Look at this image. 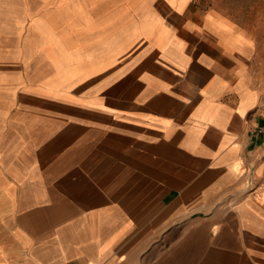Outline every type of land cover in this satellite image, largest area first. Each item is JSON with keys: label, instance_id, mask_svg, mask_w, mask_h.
<instances>
[{"label": "crops", "instance_id": "1", "mask_svg": "<svg viewBox=\"0 0 264 264\" xmlns=\"http://www.w3.org/2000/svg\"><path fill=\"white\" fill-rule=\"evenodd\" d=\"M260 124L220 11L0 0V264H264Z\"/></svg>", "mask_w": 264, "mask_h": 264}, {"label": "rangeland", "instance_id": "2", "mask_svg": "<svg viewBox=\"0 0 264 264\" xmlns=\"http://www.w3.org/2000/svg\"><path fill=\"white\" fill-rule=\"evenodd\" d=\"M203 9H214L229 16L252 36L264 51V0H195Z\"/></svg>", "mask_w": 264, "mask_h": 264}, {"label": "built area", "instance_id": "3", "mask_svg": "<svg viewBox=\"0 0 264 264\" xmlns=\"http://www.w3.org/2000/svg\"><path fill=\"white\" fill-rule=\"evenodd\" d=\"M252 135L256 139L259 138V137L264 138V124L257 125L254 128ZM246 181H247V184H248L249 188H252L253 181H254L253 169L250 170V175H249V177L247 178Z\"/></svg>", "mask_w": 264, "mask_h": 264}, {"label": "bare ground", "instance_id": "4", "mask_svg": "<svg viewBox=\"0 0 264 264\" xmlns=\"http://www.w3.org/2000/svg\"><path fill=\"white\" fill-rule=\"evenodd\" d=\"M96 31V30H95Z\"/></svg>", "mask_w": 264, "mask_h": 264}]
</instances>
